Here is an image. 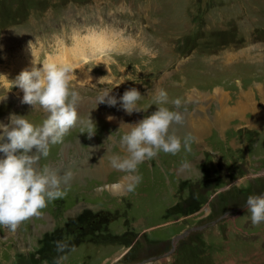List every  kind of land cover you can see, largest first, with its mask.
Segmentation results:
<instances>
[{"label":"rangeland","instance_id":"374dc122","mask_svg":"<svg viewBox=\"0 0 264 264\" xmlns=\"http://www.w3.org/2000/svg\"><path fill=\"white\" fill-rule=\"evenodd\" d=\"M101 30L118 35L121 45L96 54L86 47L84 59H64L82 112L39 161L62 173L79 163L92 175L71 178L63 197L14 231L0 225V264H141L159 257L146 264H264V222L253 224L246 205L248 195L264 192V114L250 110L264 111L257 88H264V0H0V120L15 113L42 123L47 113L23 103L11 82L22 67H42ZM83 66L93 72L86 84L73 77ZM105 86L117 96L136 87L141 110L125 117L119 101L96 105ZM160 88L170 108L181 99L184 119L171 130L190 137L189 145L141 163L142 180L129 192L126 173L106 168L107 155L125 154L121 123L153 112ZM238 104L241 112L231 115ZM226 113L219 127L208 123ZM200 126L207 129L201 135ZM57 242L67 247L59 251Z\"/></svg>","mask_w":264,"mask_h":264},{"label":"clouds","instance_id":"9594fccd","mask_svg":"<svg viewBox=\"0 0 264 264\" xmlns=\"http://www.w3.org/2000/svg\"><path fill=\"white\" fill-rule=\"evenodd\" d=\"M72 72L68 63L49 59L42 67L21 70L11 82L22 90L23 103L33 108L38 106L47 113L40 124L15 113L9 114L7 122L0 120V225L11 231L23 220L39 215L48 202L66 194L64 186L72 178L71 171L62 173L47 164L40 166L39 161L49 155L51 145L63 141L79 119L78 104L82 97L79 90L70 85ZM141 96L134 86L119 96L113 93V87L105 86L98 89L95 102L96 105L116 106L119 101V106L130 115L141 110L138 106ZM5 99L6 94L0 96V101ZM154 101L159 106L153 112L135 123H121L127 126L119 139L125 154L109 156L111 167L126 173L122 187L129 192L142 180L138 170L141 163L152 160L161 151L176 154L189 145L190 137L181 138L171 130L173 124H180L184 119L177 110L181 99L172 100L175 108H170L167 91L160 88ZM88 125L89 128L95 127L89 116ZM87 134L91 137L94 132ZM246 205L253 224L264 222V192L248 195ZM64 247L67 244L57 242L59 251Z\"/></svg>","mask_w":264,"mask_h":264},{"label":"bare ground","instance_id":"6f19581e","mask_svg":"<svg viewBox=\"0 0 264 264\" xmlns=\"http://www.w3.org/2000/svg\"><path fill=\"white\" fill-rule=\"evenodd\" d=\"M111 34V33H110ZM118 37V35L116 36V35H114V34H111V35H109V33L107 34L105 31H103V30H101V31H89L86 35H84L82 38H77L76 39V43H75V45L73 46V47H71V48H69V49H67V50H65L64 52H62V53H59V54H54V55H51V56H48V59L46 60V62L49 60V59H53V60H55V61H57L58 63H61V62H63L64 63V59L66 58L67 59V55H68V60L69 59H76V58H81V59H84L85 58V54H84V51H85V49H86V47H88L89 49H90V53H94V54H96V53H98V52H101V51H104V50H106V49H110L111 47H117V46H120L121 44H120V39L119 40H116L115 38H117ZM86 53V52H85ZM87 56V55H86ZM86 58H88V57H86ZM103 60V59H102ZM76 61V60H75ZM99 61V60H98ZM103 63V62H102ZM99 64V63H98ZM118 66V65H117ZM109 67H111V66H109ZM27 69H28V67H26ZM24 69V67H22V70ZM85 70V67L83 66V67H79V69L74 73V75H73V77L76 79V80H78V82H80V83H83V84H86L87 83V81H88V79H89V77L90 76H92V74H93V72L92 71H89V73H87V74H85L83 71ZM97 72V71H96ZM71 77V76H70ZM255 87V86H254ZM256 88V87H255ZM257 88L260 90V91H264V88L262 87V86H257ZM257 88H256V90H257ZM239 89H243V88H239ZM245 90H248V91H250V90H253L252 89V87H247ZM197 99V98H196ZM225 100V99H224ZM197 101H200V99L199 100H197ZM201 102V101H200ZM202 103V102H201ZM232 105V104H231ZM225 106H227L226 104L224 105V107ZM241 106V104H238V105H236L235 106V110H234V112H230L231 113V115L232 114H235V115H238L240 112H241V110H242V106ZM250 110H252V111H254V115H256V116H262L263 114H264V111H259V110H255V109H252V106H251V108H250ZM209 112V111H208ZM110 113V112H109ZM123 114H124V111L122 112ZM205 113V112H204ZM126 115H127V113L125 114V117H126ZM210 114H208V116H209ZM250 115V114H249ZM225 116H228V117H230L229 115H227V113L224 115V116H221V115H217V114H213V116L212 117H210L209 116V118L211 119V121L210 122H208L210 125H211V127H214V128H216L217 126L219 127V125H220V121L221 122H223V120H225ZM255 116V117H256ZM189 118H190V116H189ZM192 118L195 120V121H197L194 117H193V115H192ZM254 119V118H253ZM256 119V118H255ZM259 119V118H258ZM4 120V119H3ZM260 120V119H259ZM5 121V120H4ZM263 121H264V119H263ZM263 121H262V123H263ZM255 122V121H254ZM199 123H200V121H199ZM259 123H260V121H259ZM201 124V123H200ZM260 125V124H259ZM183 128V127H182ZM192 128V127H191ZM205 130H207L206 128H202V126H200V127H198L197 128V131L199 132V135H201V133L203 132H205ZM194 131H192V133H193ZM178 135V134H177ZM179 136V135H178ZM223 136V135H222ZM196 137H197V135H196ZM104 144V147H105V149L104 150H108V145H107V143H103ZM120 144L118 143V146H119ZM90 149H93V148H91L90 146H89V148H87L86 150H90ZM122 149V146L120 145V150ZM89 152V151H88ZM87 152V153H88ZM96 152V151H95ZM93 153V155L92 156H94V157H96L97 156V158H98V156H99V154L97 153ZM89 153H91V152H89ZM89 155V154H88ZM92 156H90V157H92ZM109 156H110V153L107 155V157L109 158ZM99 159H101V157L100 158H98V161H101V160H99ZM47 164V163H46ZM78 165H80L79 163H78ZM77 165V170L76 171H74V170H69V171H71V173H72V178H76V177H78L79 175L80 176H86V175H88L89 174V172L88 171H84L82 168H80L79 166ZM110 167H111V165L109 164V165H106V168H108V169H110ZM77 173V174H76ZM85 173H86V175H85ZM106 173H99V175H101V176H104ZM89 175H92V173L91 174H89ZM237 211V209H234V210H231V214L230 215H233V214H235V212ZM229 216V215H228ZM226 217H227V215H226ZM210 224H212V223H210ZM232 264H233V262H232Z\"/></svg>","mask_w":264,"mask_h":264},{"label":"water","instance_id":"95a60500","mask_svg":"<svg viewBox=\"0 0 264 264\" xmlns=\"http://www.w3.org/2000/svg\"><path fill=\"white\" fill-rule=\"evenodd\" d=\"M244 207H245V205L241 206L240 208L237 209L236 212L241 211ZM236 212H235V213H236ZM230 214H231V211L226 212L223 216H221V218L224 219V218L226 217V215L228 216V215H230ZM221 218H219V219H221ZM216 221H217V220H216ZM216 221L212 222V225L215 224ZM204 228H206V227H204ZM182 237H183V234H180L177 238L175 237L174 240L177 242V241H178L179 239H181ZM173 247H174V246H173ZM172 250H173V249H172ZM159 258H160V257H159ZM159 258L151 259V261L158 260ZM151 261L146 260L145 263H141V264H146V263L151 262Z\"/></svg>","mask_w":264,"mask_h":264}]
</instances>
